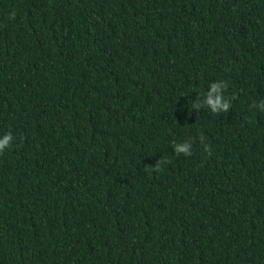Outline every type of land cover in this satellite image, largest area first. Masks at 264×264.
<instances>
[{
  "label": "trees",
  "instance_id": "16d2710c",
  "mask_svg": "<svg viewBox=\"0 0 264 264\" xmlns=\"http://www.w3.org/2000/svg\"><path fill=\"white\" fill-rule=\"evenodd\" d=\"M8 133L0 264H264V0H0Z\"/></svg>",
  "mask_w": 264,
  "mask_h": 264
},
{
  "label": "clouds",
  "instance_id": "9594fccd",
  "mask_svg": "<svg viewBox=\"0 0 264 264\" xmlns=\"http://www.w3.org/2000/svg\"><path fill=\"white\" fill-rule=\"evenodd\" d=\"M14 18V16H13ZM227 88V83L221 84L219 82L214 83L211 85V91L207 93L206 95V104L210 107V110L213 113H219L221 111L227 112L229 108L231 107V104L226 102L222 92ZM235 97H233L234 99ZM252 107H255V103ZM13 140V137L11 133H8L3 136V138H0V153H3L6 149H9L11 147V142ZM174 147L176 149L177 154H184L186 156L191 155V144L188 142L180 143V144H174ZM205 151L209 152V155H211L210 150L206 147ZM161 165L164 164V161L160 162ZM151 171L159 172L161 171V166L157 165L156 167L148 166Z\"/></svg>",
  "mask_w": 264,
  "mask_h": 264
}]
</instances>
